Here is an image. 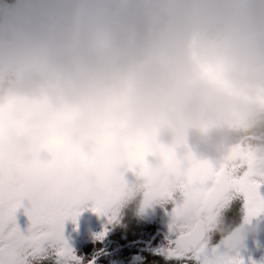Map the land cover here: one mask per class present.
<instances>
[{
  "label": "clouds",
  "instance_id": "9594fccd",
  "mask_svg": "<svg viewBox=\"0 0 264 264\" xmlns=\"http://www.w3.org/2000/svg\"><path fill=\"white\" fill-rule=\"evenodd\" d=\"M236 150L264 166V0H0V201L27 219L111 194L264 261V213L189 190Z\"/></svg>",
  "mask_w": 264,
  "mask_h": 264
},
{
  "label": "snow or ice",
  "instance_id": "6c2138e0",
  "mask_svg": "<svg viewBox=\"0 0 264 264\" xmlns=\"http://www.w3.org/2000/svg\"><path fill=\"white\" fill-rule=\"evenodd\" d=\"M195 179L209 182L204 187L189 184V190L209 206L216 202L221 192L230 190L242 194L248 215L264 213V194L259 191L264 187V166H257L253 158L241 150H236L230 162L218 170L198 165ZM111 203V194H105L94 200L91 210L107 214ZM82 205V199L71 198L58 206L29 212L28 227L21 231L16 225V207L0 201V264H28V257L43 252L45 245L56 249L57 254L64 257L65 264L75 259L63 241L62 225L67 219L74 222ZM100 235L102 237L103 233ZM162 251L168 257L182 259L185 264H243L239 257L211 252L203 245L199 229L187 233L173 230Z\"/></svg>",
  "mask_w": 264,
  "mask_h": 264
},
{
  "label": "flooded vegetation",
  "instance_id": "af4514ba",
  "mask_svg": "<svg viewBox=\"0 0 264 264\" xmlns=\"http://www.w3.org/2000/svg\"><path fill=\"white\" fill-rule=\"evenodd\" d=\"M259 191L264 194V187ZM232 196L223 215L226 222L236 223L245 210L244 198L235 192ZM15 220L21 231L27 229L29 221L22 210L16 211ZM168 225L169 217L159 208L139 218L131 207L123 208L112 219L111 212L99 214L91 205H82L75 221L67 219L62 225L63 241L75 258L68 264H185L182 259L165 258L162 250L168 244ZM215 239L218 237L213 243ZM258 242L264 249V233ZM239 258L243 264H264L261 251L254 249L251 241ZM28 264H65V260L56 249L45 245L43 252L28 257Z\"/></svg>",
  "mask_w": 264,
  "mask_h": 264
}]
</instances>
